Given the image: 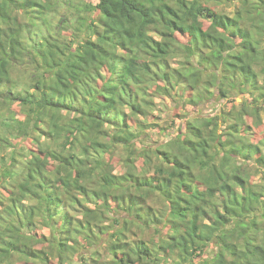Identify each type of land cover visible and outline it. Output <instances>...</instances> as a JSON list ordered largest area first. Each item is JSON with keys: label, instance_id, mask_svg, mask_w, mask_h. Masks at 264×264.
<instances>
[{"label": "trees", "instance_id": "obj_1", "mask_svg": "<svg viewBox=\"0 0 264 264\" xmlns=\"http://www.w3.org/2000/svg\"><path fill=\"white\" fill-rule=\"evenodd\" d=\"M263 112L264 0H0V264H264Z\"/></svg>", "mask_w": 264, "mask_h": 264}, {"label": "rangeland", "instance_id": "obj_2", "mask_svg": "<svg viewBox=\"0 0 264 264\" xmlns=\"http://www.w3.org/2000/svg\"><path fill=\"white\" fill-rule=\"evenodd\" d=\"M87 1H93L95 2L96 0H87ZM178 95V94H177ZM180 96H177L175 100L179 99ZM231 101H228V99L226 98H221L220 97V93L219 91H216V95L213 98V101L211 102H205L200 104L199 106H197L195 108V110L191 111L192 113L196 112H203L205 115H213L217 112H222L223 110H230L232 103L234 105H236V109H240L241 107V103L243 100V96L241 95H236V94H232L231 95ZM175 100H173L172 98L168 97V96H156L154 98L155 101V105H154V114L153 115H149V119L154 122V123H159V125H163L165 123V121H167V119H169L171 116H174L175 113H177L178 110L182 111L183 110V105L181 103H177L175 102ZM174 103H176V105H174ZM17 106V105H16ZM15 106V107H16ZM186 109L190 110L192 109L191 105H187ZM262 117L264 118V112L262 113ZM180 118V116H179ZM246 118V123L243 122V127H245L246 125H249L252 120L250 121V119ZM263 129V127H262ZM259 129H252L249 131L248 136L250 137V139L257 141L256 139L259 138V136L261 135V132H258ZM158 137H160L159 134H157ZM173 137L172 134H168L166 135L164 132L162 133V141L163 140H169ZM160 138V139H161ZM154 143V142H153ZM115 171H121V167L118 165V163H116L115 165ZM258 181H259V177ZM256 178V179H257ZM45 233L48 232V230H44ZM170 262L166 263L169 264Z\"/></svg>", "mask_w": 264, "mask_h": 264}]
</instances>
